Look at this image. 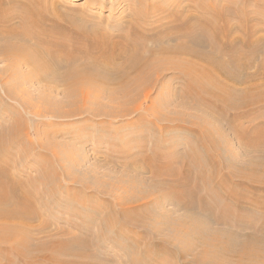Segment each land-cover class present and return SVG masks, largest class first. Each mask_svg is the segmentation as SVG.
Here are the masks:
<instances>
[{
	"label": "rangeland",
	"instance_id": "obj_1",
	"mask_svg": "<svg viewBox=\"0 0 264 264\" xmlns=\"http://www.w3.org/2000/svg\"><path fill=\"white\" fill-rule=\"evenodd\" d=\"M6 1L8 2L4 0V8L9 12L13 10L18 15L14 17L11 26L14 24L32 42L38 44L39 40L38 46L47 51L55 47L49 45V40H59L62 36L59 29L72 32L67 25L51 15V0ZM55 1L57 5L59 3L61 10L83 16L80 9L86 5V0ZM97 2L104 4L90 6L88 12L95 15L93 20L97 17L103 18V25L109 22L113 32L120 28L129 30L127 23L132 19L133 8L139 11L146 9L144 5L138 4V0H97L94 3ZM155 2L172 10L169 15L156 12L161 21H157L156 26H146L147 31L149 26L156 31L155 38L163 36L160 39L163 40L166 36L164 42H169L170 38L173 41L181 39V36L174 32L170 34V31H178L181 24L176 14H180L183 9L182 14L189 16L190 24L196 22L204 26L207 52L223 58L231 71H242L245 78L249 74H255L257 81L249 83L264 80V52L260 55L258 53L259 56L254 60H249L250 65L245 69H236L228 61L229 57L239 60L244 50L248 53L253 49L264 48V39L259 43L249 42L255 36L264 38L263 1ZM32 7L39 11L33 17L29 10ZM200 11L203 13V20H200L198 14ZM221 11L227 12L228 18ZM252 24L262 29L252 34L248 31ZM227 25H233L228 34L225 32ZM0 28L5 29L4 24ZM196 29L194 30L197 34L199 30L197 27ZM221 29L224 30L222 33ZM18 37L16 35L14 40L17 41ZM81 39L71 37L69 47L82 56L79 58L85 60L87 57L78 53V49L81 47L80 52L84 50L83 45L87 46L88 42ZM144 41L152 44L150 37ZM232 41L234 45L229 46ZM32 45L28 41L25 43L31 49L34 46ZM239 50H242V55ZM64 54V51L57 53L63 62L66 58ZM93 55L97 56L98 53ZM96 70L88 72L90 74L87 77L85 75L81 82L65 78V65L53 70L54 73H47L45 77L34 69L23 55L22 49L11 51L7 39H0V129L5 128L7 131L11 127L14 131L10 137H16L10 147L11 159L7 167H10L15 177L24 179V185L30 191H38L34 207L32 205L33 209L31 208L34 215L27 220L35 225L36 232L33 230L31 243L35 244L40 239L46 240L49 236L63 238L62 236L72 234L89 240L90 250L105 259V264H200L191 261L192 256L184 258L171 252L176 248L170 242L173 233L164 224V216H161L167 213L169 217H173L187 211L183 205L177 204L173 194L168 191L176 180H184L187 169L191 170V181L195 185L193 189L198 209L196 210L193 202V210L200 212L199 200L219 194L218 200L209 198L208 201L215 219H229V224L223 225L224 227H241L243 232H259L264 228L263 185L251 186L239 178H229L235 168L239 169L237 165L241 162L264 155V145L256 150L248 146L249 139L264 135L263 102L255 101L254 104L245 106L241 102V94L237 92L236 96L234 92L235 98L232 100L240 102V106L232 100L234 105L225 103L226 101H221L218 91H208L207 86L203 87L204 90L201 89L191 77L189 82L184 79L178 62L166 61L154 65L141 82L127 86L115 81L111 73L112 76L105 73L107 70ZM95 73L98 74L94 75ZM219 79L223 81V77ZM222 81L220 83L225 86H232ZM244 84L236 85V88H242ZM82 90L88 91V99L80 97ZM146 90L151 91V98L145 100L143 93ZM213 139L217 141L218 147L214 145ZM211 156L215 158V162H211ZM51 165L55 171L51 170ZM45 167L56 172V176L44 173ZM165 169L168 171H163ZM220 180H226V184H223L224 190L232 191L236 188L242 194L254 192V195L251 193L245 199L246 202L242 201V204H249L252 209H243L237 202L228 203V197L220 193L222 188L217 186ZM210 184L216 186L210 188ZM226 205L230 208L228 211L225 210ZM145 206L148 211L141 212L136 220L124 216L125 211ZM110 209L121 212L115 219L118 225L115 228L111 227L114 222L106 217ZM238 217H243L246 222ZM162 219V226L154 225ZM121 226H125L126 231L120 230ZM0 242H3L0 244V264H7L11 261L9 258L17 264L28 263L17 254L7 256L4 250L7 251L9 245H5V241L1 239ZM30 249L31 253H36L33 245ZM147 251H152V257L148 254L146 256ZM167 257L168 260L165 259Z\"/></svg>",
	"mask_w": 264,
	"mask_h": 264
},
{
	"label": "bare ground",
	"instance_id": "obj_2",
	"mask_svg": "<svg viewBox=\"0 0 264 264\" xmlns=\"http://www.w3.org/2000/svg\"><path fill=\"white\" fill-rule=\"evenodd\" d=\"M51 1L53 7L52 12H50L51 15L56 17L59 22L61 21L63 24L67 25L72 32H67L65 31V29L59 27L62 29H59V32L62 33V36L59 40H49V45H52V47H54L53 45H55V47L53 50L48 51L45 50V48L43 49L42 47L38 46V44L40 43L39 40H37L39 43L36 44L32 42V40L27 35L19 32L14 24L13 26H11L14 17L18 15H15L16 12H14L13 10L9 12L8 9L4 8L5 2L7 3L8 1L5 0L4 2V0H2L0 2V11H3V14H0V26L3 24L5 26V29L3 30L0 28V39H7V43L11 51L22 49L23 55L27 57L28 61L33 65L34 69L45 77H47V73H54L53 70H57V68L65 65L67 66L65 78L81 82V79H83L85 75L87 77V75L90 74L88 72L94 71L99 68L100 70H107L105 73H111L115 77V81H118L121 84L127 86L130 84L141 82L143 78H145V76L149 72H151V70L154 68V65L156 66L166 61L178 62L181 68L180 72L181 74L183 73L184 77H182L184 79L189 82L188 79L191 77L196 83H198L201 89L207 86L210 89H208V91H211V89L213 90L212 92L218 91L219 96H221L222 99L221 101L224 100L226 101L225 103L229 102L231 105V103L235 102L234 100H232L235 95L234 92H236V96L238 93L241 94L243 100L240 101L245 106H249L252 103L254 104L255 101L257 103H264V80L261 82L249 83V81L253 82L257 79V76L255 74H249L245 78V76L241 74L242 71L241 73L239 72V70V73L231 71V67L229 68V65L223 60V58H219L216 55L207 52L205 50L206 46L203 31L204 26H201L200 24L198 25L196 22L194 24H192L193 22L190 24L188 22L189 16L182 14L183 9L180 11V14H176V17L181 24L178 27V31H170V34L174 32L175 35L181 36V39L179 41H173V39L170 38L169 42L168 40L167 42H164L163 40L166 38V36L165 38H163V40H160L163 36L155 38L157 37V34L156 31L151 28V26H149V31H147L148 29H146L147 25L155 24L156 26V22L161 21L160 17L158 16L159 14L157 13V15L156 12L159 11L160 14L165 12L168 15L170 14V12H172V10L168 7L157 5L156 3L158 1L155 2V0H152L153 2L149 3L147 0H138V4L144 5L146 9L139 11L133 8V13H131L132 19L128 20L127 23L129 25V30L124 31L119 27L120 29H115L114 32L110 30L111 24L109 22H106V25H103L101 24L103 22H101L103 18L97 17L93 20L95 15L92 14V12H88L90 11L88 10V7H94L98 4L103 5L104 3H94L97 0H86V5L82 6L83 8L80 9L82 10L81 14H83V16H81L74 15L71 11L61 10L59 7V3L57 5V2L55 0ZM261 1L264 2V0ZM29 10L32 11L30 13L31 16L34 14H39V11L37 9H34L33 7ZM221 12L223 13V16L228 18L227 12ZM24 13L26 14L27 10ZM198 14L201 20L203 13L200 11ZM56 18H54V20H56ZM59 24L60 23H58V25ZM232 26H228L226 30L223 28L226 34L229 33V30H231ZM196 27L199 30L197 34L195 33L197 32ZM224 27H226V25ZM249 29L250 30L248 31L254 34L255 32H257V30L262 28H256V26L252 24ZM223 31L221 29V33ZM251 33L249 34L252 35ZM16 35L19 36L17 41L14 40ZM71 37H81L84 41L88 42V48H85L87 46L83 45V49L85 51L82 50L80 52L79 50L81 47L78 49V53H80L81 55L83 54L87 57L85 60L79 58L82 56H79L75 51L70 50L69 40H71ZM148 37L151 38V45L145 43L144 41V39H147ZM237 38H239V36ZM263 39L264 38L260 36H255V38H252L249 42L250 44L253 42L259 43ZM232 40H234V38ZM27 41L34 45H32V49L30 46H25V43H27ZM232 45H234L233 41L229 46ZM76 48H78L77 45ZM263 49H253L248 53H246L244 50L243 55L241 53L242 50H239L241 53L240 55H242L241 57H239V60H235V57L232 56L234 59L229 57L228 61H231L232 64L236 66V69L248 68L250 65L249 60H254L257 57L258 53L259 55L262 54L264 52ZM60 51H64L66 54H64L66 57L64 62L61 61L60 57L57 55V53ZM94 53H98V55L94 56ZM262 66L264 68V65ZM97 71L99 70H96V72ZM96 74L98 73H95L94 75ZM111 74L110 76H112ZM100 77H102V75H100ZM221 77H223V81L219 79ZM220 81L230 83L232 84V86H228L229 84L225 86V84L220 83ZM241 83H245L244 86L242 88H236V85H239ZM81 94L82 95L80 97H82V99H88V91L85 92L84 90H82ZM212 95L214 94L212 93ZM238 97L240 98V96ZM143 98L145 100L151 98V91L146 90L145 93H143ZM218 99H220V97H218ZM243 105L241 107H243ZM237 109L235 108V110ZM156 115L157 114H155V116ZM8 129L9 130L7 131L5 128L0 129V239L5 241V245H9L8 250L5 251V249L4 252L9 257L17 254L25 262H28L27 264H105V259H101V257H98L92 250H90L89 240L74 236L70 234L69 231L67 234H70V236H62L63 238H55L57 235L54 238L53 236H49V238L47 237L46 240L40 239L38 242L33 239L36 243H31L35 225L27 222V220L31 218L32 215H34V210L32 211V205L37 199L36 195L38 191H30L27 186L24 185V179H22L21 177H15L10 167H7V164L11 159L10 147H12L11 145L16 138L10 137V135L13 134L14 129H11V127H8ZM213 143L216 147H218V143L215 139H213ZM263 145L264 135H258L255 138L249 139L248 146L255 148L254 150H256V148L262 147ZM252 148H250V150H253ZM255 157L256 158L253 159L248 158L247 161H243L238 164L237 166H239V169L237 170V168H235L236 170L230 173L229 178H239L240 180H242V182H247L251 186L263 185L264 187V155ZM211 162H215V158L212 156ZM53 169L54 167L52 166L51 170ZM51 170L49 169V167H45L44 173H48L49 176H51V174H55L54 176H56V172H54L55 169L54 171ZM163 171L167 172L168 169H165ZM190 172L191 170L189 171L187 169L186 173L184 174V180H176L174 184H172L168 189V191L173 194L174 199L177 200V204L183 205L187 211L181 215L176 214L173 217H169L167 213H163L161 216H164L163 218L165 223L163 222V219L159 220L158 223H154L155 226L164 223L171 228L173 235L170 242L176 247L174 248L172 246V248L174 249H172L171 252L176 254L177 256H182L184 258L192 256L191 261L198 262L200 264H264V228L259 232H255L253 230H251V232H243V230H240L241 227L236 229L233 227V225H230L227 228L224 227L223 225L229 224V219H223L222 221L220 218L215 219L213 216L214 211H210V205L208 201L209 198L210 200H212L213 198L218 200L219 194L217 196L199 200L201 201V203L199 204L201 205V211L199 212L193 210L192 207L194 203L196 206V210L198 208L196 203V193L193 189L195 185L193 186L192 184ZM223 184H226V180H220L217 183V186H220L222 188L220 193H223L226 198L228 197V203H230V201L237 202L240 204V206H242L243 209H252L249 204H242V201L250 196L251 193H253L254 195V192L251 191L248 194H242L239 191H236V188L232 191L224 190ZM213 185L210 184L209 187L211 188ZM195 188L198 189L197 187ZM217 190L218 189H216V191ZM223 199L226 200L224 197ZM229 209L230 208L228 206L225 207V210L228 211ZM116 210L117 209H110V211L106 215L107 220L110 218V220L114 222V224H112L111 226L114 228L118 226L117 223H115V219L119 217V213H121ZM144 211H148V207L145 206V208L125 211L124 216L132 217L134 220H136L141 216L140 213ZM173 212L177 213L175 210ZM238 218L239 220L246 222V219H244L243 217ZM16 219H19V221H16ZM235 220L238 219L235 218ZM230 221L232 222V220ZM120 230L126 231V227L121 226ZM34 232L36 231L34 230ZM137 242H139V240ZM0 244H3V242H0ZM32 245L35 247L36 253L30 252V250L33 248L32 247L30 249ZM35 249H33L34 252ZM145 254L146 256L148 254L151 257L153 255L152 251H147ZM167 256H170V254ZM136 258L138 257L136 256ZM168 258L169 257L165 259L168 260ZM9 259L11 261H9L7 264H17L12 260V258ZM134 260L136 259L134 258ZM166 262L167 261H165V263Z\"/></svg>",
	"mask_w": 264,
	"mask_h": 264
}]
</instances>
